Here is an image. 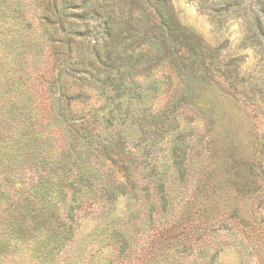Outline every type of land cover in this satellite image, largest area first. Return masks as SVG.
<instances>
[{"label": "trees", "instance_id": "16d2710c", "mask_svg": "<svg viewBox=\"0 0 264 264\" xmlns=\"http://www.w3.org/2000/svg\"><path fill=\"white\" fill-rule=\"evenodd\" d=\"M189 1L215 40L185 25L175 0H0V264L128 260L138 238L113 216L122 195L147 207V264H212L213 236L236 215H214L216 201L264 199V110L245 152L219 134L215 106L240 94L264 108V0ZM105 247L110 259L94 261Z\"/></svg>", "mask_w": 264, "mask_h": 264}, {"label": "rangeland", "instance_id": "374dc122", "mask_svg": "<svg viewBox=\"0 0 264 264\" xmlns=\"http://www.w3.org/2000/svg\"><path fill=\"white\" fill-rule=\"evenodd\" d=\"M175 4L179 11L180 19L185 25L197 29L209 40H215L217 38L213 25L207 16L197 9L193 2L189 0H175ZM225 35L229 36L232 41L237 43L241 38L240 25L238 23H232ZM245 51L249 52L245 67L248 71L257 70L259 64L254 52L252 49H246ZM163 79L164 78L158 74V81L156 82L161 83ZM214 86L217 88V85ZM215 88H211V91L218 95L219 91H217V89L215 90ZM236 97L239 100L238 103L232 99L233 97L225 99L221 97L223 101L219 99L215 100V106H219L220 110L222 109L220 114L222 119L219 120L216 128L219 134H226L228 143L236 142L244 145L243 149L247 152V149L253 147L254 142H256V132L258 128L256 121H259V112H262L264 108L261 106V109H256L252 105L241 106L244 98L240 94H237ZM167 98L165 93L160 96L157 95L155 101L157 108H161V106L167 102ZM245 111L251 112L254 117L247 116ZM221 139L223 140V137H221ZM221 139H219V141ZM229 147V144H226L224 147H222V145L217 146L218 151L224 156V159L223 157L222 159L228 171L231 167H233V169L235 168V162L231 164L228 160H225L227 158L225 155L226 153L222 152L221 148H224L225 152L227 151V154H229ZM159 158H161V156H159ZM193 173L191 172L187 176V180L180 185L184 188L179 190L180 192L178 194L179 203L176 205L178 213H181V206L186 196L189 197L191 190L194 189L196 175L195 171H193ZM229 182H231V180L224 182V185H218L217 190L224 188ZM183 196H185V199L181 200ZM260 201L261 203L259 204ZM213 208L214 215H221L224 211L227 213H236V215L235 218L229 220V224H225L220 234H214L213 236V241H219L218 248L220 249V253L213 260L212 264H264V237H257V234H262L264 236V199L260 198L256 200L253 197L245 199L243 195L240 194L238 197H231V195H228L227 199L216 201ZM146 214L147 207L142 202L141 198L136 202L134 197H129L128 195L119 197L113 211V216H115V219L118 221L122 218H129L127 223L129 226L128 231L136 235L138 241H134V244H136L135 250L131 252L128 260L125 258L124 262L119 261L122 259V255H118L114 252V264H147V258L151 255L147 257L146 252L142 254L144 248L146 249L145 235L147 234V227L143 225ZM187 218L190 220V216ZM248 219H250L249 222ZM95 227L96 223H92L91 226L85 228V231L81 233L80 240L69 249L73 252L72 255L77 253V250L80 248L81 244L85 243V240L93 236ZM262 240L263 247L261 248L259 244L262 243ZM256 247H259V249ZM110 255L109 248L105 247L103 252L98 251L92 259L97 262H102L106 259L109 260Z\"/></svg>", "mask_w": 264, "mask_h": 264}]
</instances>
